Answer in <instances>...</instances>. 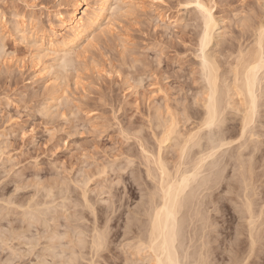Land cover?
I'll list each match as a JSON object with an SVG mask.
<instances>
[{
    "label": "rangeland",
    "instance_id": "374dc122",
    "mask_svg": "<svg viewBox=\"0 0 264 264\" xmlns=\"http://www.w3.org/2000/svg\"><path fill=\"white\" fill-rule=\"evenodd\" d=\"M111 1L112 4L116 3V0H111ZM166 2L170 4H176L178 2H186V0H166ZM235 2L243 3L244 0H235ZM247 2L252 3L253 0H247ZM255 2L258 3V0H255ZM28 3H30V0H0V15H7L11 18L14 14H18L22 17L28 16L30 19L32 14L35 13L40 20V27H44L45 29L49 30L50 27H52L56 22L54 15L58 12V10L63 11L65 9V6L69 4L67 0H47V4L54 5L55 7H46L44 9H28L26 7ZM85 4L94 5L95 0H85ZM59 5H63V7H60ZM110 15H112L111 10H110ZM215 15L217 16L219 27L216 32L215 41L210 45L209 50L212 52V54H214L215 57H217L216 58L217 62H220L218 64L219 65L221 64L220 72L223 75V72L224 73L229 72V71L227 72V70H229L231 67L229 66V62L231 63L232 61L235 62V58H236L235 55L237 54H234L233 56V52L235 50L239 51V49L242 50L241 48L246 46L248 48L249 47L252 48L254 44L253 40H255L253 39L255 38L253 35L256 33L242 32L240 28L236 27L235 22L233 20V17L236 15L235 8L218 9ZM194 17H195V13L191 9H181L180 11H175L171 8L168 9L157 8L155 11L149 10L147 13L144 14L143 18L141 19L142 28L131 30L130 42L127 48L121 45L120 37L118 36L115 39L104 40L103 54L97 52L95 49V44L99 43L102 39H104V37L101 35V31L100 32L97 31L96 35H94L95 41L91 39L93 41L91 44L90 41L87 43L84 42V45L82 43L83 46L80 45V47L72 53L73 55L72 57H70L71 55L67 57L69 58V61L67 58L63 60L62 55L58 56L56 54H49L46 57H39L38 47L35 46V44L33 45V43L31 44V42L29 43L28 40H24V41L21 40L20 37L17 35V31L15 32V30H17L18 27L21 28L22 26L17 27L16 23L14 24L15 26L12 25L9 28V35L7 37L0 36V39L2 40V43L4 45V51L0 55V152H1L0 153V187L2 186L0 188L1 191L0 193L3 194L0 197L1 201L4 200L3 198L4 196H6L5 198L6 200H10V197L13 198L12 195H14V198L12 200L16 202L19 201V203H21L20 201L21 199L22 200L24 199L23 201H27L28 198L32 197L30 195L36 196L38 192L39 193L42 192V194H38L39 196L41 195L40 199L38 195L36 197V199H38V202L41 203L43 201L42 197L44 198L45 196V193L43 194L44 191L42 190L46 188L47 190L49 188L53 192V194L55 193V196L58 193H60L58 194L61 195L60 200L57 201V199H59L58 195H57L58 197L57 196L53 197L56 198L57 204L63 201V199L61 200L62 196L67 198L70 195V198L68 199L72 200V201H68V204L65 201L62 202L66 204V207L65 205L64 207L67 209H62L64 208L62 207L63 204H59L58 206L54 204L56 205L55 206L56 209H58L57 207H59V210H57L58 212L55 211L56 210L55 208L53 211H51L52 209L50 210L51 213L49 211L50 214L48 219L52 217V219L54 218L53 220H55L56 223L58 222L56 224L55 221L53 223L52 219L48 220L49 221L48 223L51 224L50 225L47 223L48 227L51 226L49 227L50 229L47 228L49 233H47V229H46L47 225L44 228V226L41 223H38V225L41 224V226L35 225L37 223L35 224L33 223L34 225L33 226L31 223L30 226H32V228L30 229L29 228L30 226L26 225L27 224L26 220L29 221L28 218L26 217L25 219H23V223L24 221L26 223H24L20 227L22 221L21 217H24L22 212L23 210H19L17 213L16 211L18 210L16 209L17 206L14 207V209H12V207L14 206L13 205L11 209L13 210L14 214H12L13 212L9 208V211L11 212L9 211L8 212L11 213V215H13L12 218H10V215L9 216L7 215L8 218H10L9 220L6 219L7 216L6 218L4 217L1 219L7 221L13 220L14 222V223L12 222L13 225H11L12 224L11 221L9 222L10 225L12 226L11 229L13 230V233L14 230L18 231L17 233L19 234L20 237H21V232L22 231L24 232V235L22 234L21 239L15 240L19 238L18 236L17 237L15 236V234L17 233L12 234L14 235V237H11V235L9 236L10 231H8V229L11 230L9 228L10 226L8 225L7 221L1 220L3 222L2 224H0V226L1 225L3 226L2 232H4V228L5 230L7 229V231L9 232L8 233L7 231H5L3 233L4 235L2 234L4 237L5 235L6 237L8 236L6 240L4 239L3 240L6 243L8 238L10 239L13 238L15 240V241L13 239L8 240L10 242L13 240V242L10 244L12 245L11 247H13L14 245L16 248V249L13 248L14 249L13 253L14 251L17 253L18 251L25 250L26 246L29 243L25 245L24 243L28 242V240H31L29 242H32L33 239L39 238L41 243L43 244L45 243L47 245L46 242L48 241L46 240V238L44 240L41 239L43 238L41 234L45 232L44 230H46L45 235L42 234L44 236H48L49 234H51L50 231L56 232L57 230L58 232L59 230L58 232L60 233L59 236L61 237L62 235H64L67 236V238L65 240H62V237L61 238L59 237V241H57L58 243L56 242L57 246L59 248H61V246L63 247L65 246L64 250H66V248L72 249L73 246L70 245L72 244L70 242H72L71 239L73 237L71 236V234L74 236L73 240L77 242V238H79L78 237L79 235L76 237V234L80 233L81 230L80 227H82L83 231L86 229L87 231L85 232L86 233L89 232L86 234L87 236L86 235L85 236L90 238V234H91L90 230H92L91 229L92 226L96 224L98 228L100 227L99 229H105L106 223H108V218L111 217L109 218L110 224H108L110 226L109 227L110 231H107L108 232L107 236L108 235L110 236L107 242H109L110 244H106L110 246L106 247L105 249L108 251L104 250V253L102 251L104 257L102 256V253H101V257H103L104 259L101 258L100 260L102 261L100 260L99 261L102 262V264H128L127 261L130 260L131 261L130 264H133L132 262H134L136 259L135 264H149L148 263L149 261L147 259L148 255H146L145 253L142 254L141 252L142 254L141 256L138 254L140 257L137 256V254H136L137 257H130V253H129L130 249H128L130 247L126 245L128 243L125 241V239H127L126 234H128L129 231H130L129 234H132V236L128 235V239L130 240V237H133L134 235L133 232H135L136 229V226L134 225H139L140 222L139 223L135 222V224H133L131 220L132 219L133 221L135 220L134 218L137 217L135 213L139 212V209L142 207L140 204L147 201V198L146 199L143 198L146 197L148 193H150L149 191L152 190L153 183L152 185L150 184L151 180L150 179L148 180L147 174H146L147 179H145V172L147 171V169L145 170L146 160H142V158L144 159L145 157H148L149 155L146 156V154H149V152L150 154H152V152L153 151L155 152V149H157V144H156L157 142H155L153 131H155V128L158 129L157 126L160 119L157 118L156 121V116L159 118L163 117L164 120L166 117H168L167 115L170 113V111L172 114L174 113V116H176L177 119H179L177 122L180 123L178 129L179 131L181 129L180 131L181 134L183 132L186 133L187 131L190 132V129H192V127H194L197 124L196 122L200 121L199 116L201 115V113L199 112H201L202 109L201 107L198 106H201V103H195V101L197 102V100H200L199 98L197 99V97L199 94L200 96L202 95V93L200 92L205 91L204 86L206 85H204L205 82L203 81V79H201L202 76H200L201 71L199 70L200 68L199 59L197 58V56L199 55V51L197 52L199 47L198 42L200 41L199 37L201 35L200 32H202L201 30L202 28L198 30L196 27L192 25V20L194 19ZM118 18H119V13L117 14V19ZM127 27L128 25H125V28ZM23 29L27 30L28 32L30 31L31 33L29 35H32V32L36 33V29L33 30L30 25L28 28L23 27ZM105 35L107 37H112L113 32L108 31ZM218 35H220L221 38ZM216 43H220V45L219 44L216 45ZM247 47L243 49L248 50ZM236 51L235 53H237ZM230 55H232L233 57H231ZM5 59L7 60L6 63H5ZM67 61L71 63V65L69 64V66H67L66 65ZM52 64L53 66L55 65L56 66L51 70L52 71L51 76L48 74L49 77L48 76L45 77L44 73H40L42 67L50 66V65L52 66ZM62 65H66V67L64 66L65 69L58 70ZM54 70L55 72L58 71L59 80H57L58 79L57 78L55 81L57 74H55V77L52 76L54 75L53 74ZM104 71L109 72L108 77L102 76V73ZM225 75L226 74H224L223 76ZM228 75H226V77ZM49 78H51V81L47 82ZM157 89L162 90L164 94L160 95L157 92ZM52 91L56 92V94L53 93ZM50 92H52L53 95H51ZM74 111L76 113L75 115H73ZM84 112H89L95 115L85 116L83 115ZM229 112L230 109L227 111V113ZM263 112L264 111L262 110V113ZM159 114L161 116H158ZM229 114H227V116ZM65 115L69 117V120L67 122H65L62 119ZM227 116H226L227 119L230 116L229 118L230 120H227L226 122L228 124H231L232 115H229L228 117ZM196 119H198L199 121H197ZM117 122L119 124V127L117 126ZM151 122H154L152 124L155 125L153 126ZM234 122L236 123V119ZM33 127L35 128L34 132L32 131ZM153 127H154L153 131L150 130ZM69 128L72 129L71 133L68 132ZM120 128H123L125 131L130 130V135H133L135 138L131 141L126 142L121 136ZM93 129L100 131L102 135L99 137L92 135ZM25 131H28L29 133L27 138L24 137ZM159 131L161 130H158V132ZM158 132L156 133L158 134ZM137 133L138 136H136ZM202 133L205 134V132ZM204 134H201V136ZM227 137H230V135L229 136L227 135ZM142 138L144 139V141ZM63 140H67V143L66 144L63 143ZM139 140L140 142L142 140L143 144L146 143V146L148 147L146 148L145 145L144 147L143 144H140ZM206 141L207 139L205 138V141L202 140V143L203 142L205 143ZM206 143L205 145H207ZM45 145H47V147H45ZM140 145L142 148H140ZM172 146H168V149L166 148L167 150L165 149L166 151H164L165 152L164 158L166 159L168 157L169 159L167 158V160H170V163L167 161L170 168H172L173 165L172 161L176 162L177 159L176 161L174 160L176 157L179 156L178 155L179 149H176L175 148L176 146L174 148ZM263 147L264 145L261 147V149ZM143 149L147 150L148 153L143 154L145 152L143 151ZM225 150L226 149H224V151ZM230 150L228 151L229 154H231ZM175 151H178L177 154L175 153ZM262 151L264 150H261V152ZM86 153H87V157L85 155ZM194 153L195 150L193 149L190 156L194 155ZM229 154L225 156L222 155L223 158L221 157L218 158L227 160L230 157ZM259 154L261 155V153H258V157ZM261 156L263 159L264 156L263 155ZM259 158H260V160L258 159L259 161H256L257 159L256 158L253 160L252 163L254 164L253 170H256L257 168V170L259 171V172L255 171L256 175L254 174L253 171L252 174L253 176L251 178L256 179V180L251 179V182L253 184L249 181L251 185H253V187L248 182L246 184L247 186L249 184L252 187V189H250L251 187L249 188L250 191L254 189L253 192L249 193V195L251 194L250 198L252 200L254 199V201H256L257 198V201L254 202L255 205L254 208L256 207L257 211H259V209H261V207L263 206L262 204H264V198H263L264 197L263 194L264 193V177H263L264 160H262L261 157ZM230 159L231 158L228 159L227 161L228 163ZM223 160L221 161L223 162ZM226 160L225 163L221 162V166L224 168L228 167L227 168L228 170L225 169L227 172L225 170H224L225 172H223V174L225 175L227 174V175L226 176L224 175L223 178H221L222 183L220 182L218 184L219 188L215 187L217 190H214L215 188L213 189L215 194L212 192V195H214L215 199L217 198L216 202L219 204L218 207L220 206L219 199H222L220 207H222L223 204H227L226 206L230 207V210L228 211L223 207L221 209L220 207L219 208L215 207L217 206L214 205L215 201L213 203L214 205L213 207L216 208V212L218 211L219 215L215 212L214 210L215 208H210L211 210L213 209L215 212L214 213L211 211V214L213 215L216 214L214 215L216 217L215 218L216 220L214 219L215 221L213 220V222H214V227L218 228L215 229L217 230L216 232L218 234L216 233V236L215 234L213 235L216 238L217 235L219 237L217 238L218 241L215 240L216 238L214 236H213L214 239L212 237L210 238H212V240H215L214 243L216 244L214 245L212 243V245H214L215 248L216 246L218 247L216 250L219 249L221 251L219 252L220 253L219 255L218 254L219 250L217 251V253L215 250H213L215 251L214 253H216L218 256L221 257V259L220 257L218 259L213 258L214 261L216 259L218 260V262H216L217 260L215 261L216 264H228L229 261L226 260V257L228 258V256H226L229 253L228 251L231 250V258H232L234 257L233 255L236 253V251L238 252L239 250V254L236 253L234 258L237 259L240 253L243 254L244 252H246L247 254L246 250L245 251L242 250L250 247V245H247L250 243L248 237V229L246 230L248 226H246L247 224L246 220L244 221L243 219V217L245 218V216L243 215V213L245 214V212H243L244 209L241 210V208H243L245 204L244 201L245 189L243 190L244 193L242 190L236 189V188L243 189L241 188V186L244 187V184L243 185L241 184L243 181L241 175L239 176V174H237L238 169H236V172L233 171V169H235L236 167L238 168V164L234 163L233 161L232 162L230 161V163H233L231 167L230 163L229 165L226 164ZM261 160L263 161V164L261 163L262 162ZM130 161L133 162H131V165L130 164L128 165ZM257 162L261 163L262 167L260 164H257ZM234 164L235 165L237 164L236 167ZM221 166L219 163L218 167L222 168ZM233 166L235 168H233ZM141 171L142 174L139 175L140 174L139 172ZM233 173H236V175ZM88 174L91 176V178ZM86 175H88L91 180V182L87 183L89 187L86 186V188L88 187L90 189V190L86 189L90 191V193L89 192L87 193L88 195L87 198L91 200L92 203L94 202L93 203L94 205L93 204L91 205H93V208L96 209L95 217L97 219L96 218L94 219V217L90 214L91 209L83 208L81 205V203L83 204V201H81L82 199H80L82 197L81 193H83L81 192V190L82 191L84 190L82 188L84 186L83 183L84 182L86 183V181H84L83 183L82 181L85 179L87 180V178L84 179V177H87ZM254 175L256 177L258 175L259 176L256 178ZM140 176L143 177L141 178ZM235 176L240 180L239 186L237 183L238 180ZM246 178H248V175L246 176ZM136 179L142 184L139 183ZM226 180L227 181L229 180L230 182L233 180L234 183L233 182L228 183ZM79 182H81V185H83L82 187L79 186L80 184ZM144 182L146 186L143 185ZM226 183L228 185H226ZM18 184L22 185L19 188L22 187L25 188L23 190L19 189L17 186ZM68 184L69 187H67ZM37 185L38 187H36ZM65 185L69 190L66 187L64 188ZM142 185L143 187L145 186L146 189L145 187L143 188ZM254 185H256V187ZM15 186L17 189L15 188ZM221 186L222 187L225 186V187L222 188ZM140 187L143 188L144 194L142 189H140ZM37 188L39 189V191ZM147 188L149 191H147ZM65 189H67L68 192L70 193L68 196H65L66 195L65 193H68L66 192ZM14 190L15 191L20 190V191L17 193ZM145 191L148 193H146ZM257 191L259 194H257ZM61 192L64 193L65 195H62ZM217 192L218 194H216ZM8 193H10L11 195L9 194L10 195L9 196ZM254 193L256 197H254ZM228 194L230 196H228L227 198ZM223 195H225L226 197ZM237 196L238 197L240 196V198H238ZM7 197H9V199ZM75 197L77 198L75 199ZM223 197L224 199L225 198L227 199L223 200ZM15 198L17 200H14ZM53 198L51 200H53ZM228 199L230 200V202ZM49 200L50 199H48V201ZM109 201L113 205H111ZM242 201L244 204H240L242 203ZM233 202L235 204H233ZM2 203L3 202H1V204ZM3 205L4 203L0 205L2 206L1 207L2 210L4 209ZM238 205H241L242 207L239 208L240 206ZM94 206H96V208ZM53 207L54 206L52 205V208ZM5 208H7L6 204H5ZM20 211L22 212V216L21 213H19ZM65 211H67L69 215H66L67 212ZM131 211L134 213L135 217L134 216L131 217L132 216ZM5 212H7V210ZM111 212H113L114 214ZM240 213H242L241 216ZM75 214L76 217L79 215V218L82 214L83 217L85 218V221L87 220V222H83V219H81L79 220L81 222L80 224L79 221L78 222L76 221L78 217L76 218ZM217 215L219 216L218 218ZM55 218H57L58 221ZM66 218H68V221ZM19 219L21 220L20 222ZM73 219L75 220V222ZM128 219H130L131 223H129L130 221ZM72 220L74 223L72 222ZM104 220H106V222ZM144 220L145 219L142 218V221ZM95 221H97V223H95ZM127 221L129 224L134 226V228L133 226H131V230H128V232L126 230L128 228L130 229V225H128V228H126ZM70 222L72 223L71 226H69ZM75 223L76 224L78 223L80 225L77 224L78 225L77 227ZM103 223H105L104 228H102ZM215 223H217V225ZM56 225H58V227ZM82 225L85 227V229ZM85 225L87 226V228ZM108 225L106 226L107 230H108ZM239 225L242 226L240 227ZM25 227H27V229ZM55 227H57L56 230ZM73 227L77 228L78 230L80 228L79 232ZM88 227H90V229ZM237 228L240 229L238 230ZM241 228H244L245 230ZM25 229L26 230L29 229L31 233H28L30 231L28 230L27 232ZM137 229L139 230V226ZM227 230L230 231L228 232ZM54 232H52V234H55ZM65 232L67 234L69 232L71 233H69V235H66ZM236 232L237 233L239 232L238 235L239 234L240 235L238 236ZM245 232H247V234ZM38 235L41 237H39ZM30 236L31 237L34 236V237L31 239ZM259 238L260 239L264 238V233L261 236H259ZM128 239L127 241H129ZM260 239L258 240L259 244L262 243V240L260 241ZM22 240L24 242H22ZM55 240L58 239L56 238ZM61 240L63 241V243ZM212 240L210 239L209 241L212 242ZM247 240L249 243L247 242ZM59 242L61 243V245H59L60 244ZM0 244H1L0 264L2 263L9 264V261L15 258V257L11 258V256L12 255L15 256V254L9 252L11 250L9 248H7L8 250L7 249L4 250L3 248L4 245H2V241ZM123 244L125 247L127 246V248L125 249L126 251H128V253L124 251L125 249L123 250L121 248V245L124 248ZM218 244L222 246L219 247ZM259 244L257 242L258 247L256 248L257 245L255 246L256 249L254 251V256L251 257L252 259L250 258V260H248V264H253V261L255 262V264H260L262 257L260 251L261 244L260 245ZM238 245L241 246L238 247ZM66 246H70V247H66ZM242 246L244 249L241 248ZM58 247H57L58 255L63 254L59 256L62 257L66 256L68 257L67 259L72 258L69 257V255L71 256L73 254L71 252L73 251V249L72 250L68 249L71 253L66 250L67 252L65 254L63 253L65 251L62 248H61L62 253L59 252L60 250H58L59 249ZM210 247L212 251L213 247L211 246V244ZM236 247L237 249L238 248L240 249L236 250ZM1 248H3L4 251L1 250ZM131 251L134 250L131 249ZM222 252H224V254H221ZM131 256H135V251L131 252ZM257 256L259 258H257ZM142 257H145L146 259ZM223 257L224 259L222 261ZM105 258L108 259V261ZM132 258H134V260H131ZM255 259H257L259 262L256 263L257 260ZM4 260H6L7 263H5L6 261ZM232 263H234V261H232Z\"/></svg>",
    "mask_w": 264,
    "mask_h": 264
},
{
    "label": "bare ground",
    "instance_id": "6f19581e",
    "mask_svg": "<svg viewBox=\"0 0 264 264\" xmlns=\"http://www.w3.org/2000/svg\"><path fill=\"white\" fill-rule=\"evenodd\" d=\"M67 1L69 2V4L65 6V9L63 11L58 10V12L54 15V18L56 19V22H55V24L52 27H50L49 30L45 29L44 27H38L36 29V33L32 32V35H29L31 32L30 31L28 32L27 30H24L23 27H21V28L18 27V26H22V25H21V22L17 21L16 24H17L18 28H17V30H15V32L17 31V35L20 37L21 40H23V41L24 40H28L29 43L31 42V44L33 43V45L35 44V46L38 47V53H39L38 56L39 57H46L49 54H56L58 56L62 55L63 60L66 59L67 57H69L70 55H71L70 57H72L73 56L72 53L75 50H77L80 47V45L83 46L84 42L87 43L89 41H92L91 39H93L94 35H96V32L97 31L100 32L101 29L104 28L105 24H107V19L106 18L104 19V23H100V20H101V17L110 16V9H108L107 12L105 13V11L103 9L97 11V9L94 6L91 7V8L88 7V5L85 4V0H67ZM98 2L99 3H111L112 1L111 0H95V4L98 3ZM218 27H219V24H218V21H217L216 25L213 28V30L210 32V36H209V39H208V42H207V45H206V51L204 53H201V51H200V41L198 42L199 43V47H198L197 52L199 51V55L197 56V58L201 57V58H198L199 59V67H200L199 70L201 71V73L200 72L199 73L201 74L200 76H202L201 79H203V81L205 82V84H204V82H203V84L206 85V86H204L205 87V91L200 92V93H202V95L203 94L204 95L200 96V94H199L198 97H197V99L199 98L200 100L201 99L202 100L200 101V100L196 99L197 102L195 101V103H201V106H198V107H201V109H202V111L199 112V113H201V115L198 113L200 115V116L198 115L200 121L198 119H196L199 122H196L197 124L195 123L196 124L194 126L195 128L192 127V129L193 128L194 129L193 130L190 129V132H188L186 130L187 131V132L185 131L186 133H184L182 131L184 134L183 133L181 134L180 133L181 129H180V131L178 129L180 123L177 122L179 119H177V117L174 116V113L172 114L171 111L169 110L170 113L168 114V112H167V114H168L167 116L169 118L166 117L168 119L165 118L163 120V117L159 118V117L156 116V121H157V118L160 119V121L161 120L162 121H161V123L159 121L160 124L157 122L158 126L157 125L156 126L158 127V129L155 128V131L156 130H157L156 132H158V130H161V131H159L158 134H157L155 131H153L154 127L152 129H150V130L153 131V134H154L153 136H154L155 142H157L156 143L157 144V149H155V152L152 150L153 151L152 154H150V152H149V154H146V153H148V151L143 149V151H145L143 154H146V156L147 155H149V156L148 157L144 156L145 158L144 159L142 158V160H146L145 161L146 163L144 162L145 165H146V166L144 165L146 167L145 170L147 169V171L145 172V179H147V177H148V180L150 179L152 181V182L150 181V184L152 185V183H153V186H152V190L151 191H149L148 188H147V191H149L150 193L145 191L146 193H148V195L146 194L147 196L144 197L143 199L147 198V201L143 202L144 204L140 202L141 203L140 205L142 207L139 209V212L136 211L137 213H135V215L137 217L134 218L135 220L134 221H133V219L131 220L133 224H135V222H138V223L140 222V223H139V225H134V226H136V229L139 226V230L135 229V232H133V230H132L134 235H133V237H130V240L128 239V235L132 236V234H129L130 231L128 232V230H131V226H133V225L129 224V223H131L130 219H128L130 222L128 223V221H127V223H126V225H127L126 228H128V225H130V229L128 228L126 230L128 232V234H126L127 235V239L130 241V243H129V241H127V239H125V241L128 243V244H126V243L125 244L128 245V247H130V248H128V249H130V251H129L130 257H137L139 255L141 256L142 254L145 253L146 255H148L147 256L148 261L154 260V255L151 252H143L141 254L140 251H137V253H136L135 249L139 248L141 245L152 244L153 242H155L157 251L161 252V253H163V251L165 249V246L167 245V249H168L169 253L173 257L177 258L180 261V264H216V262H218L217 259L220 256H218L216 253H217V251L219 249L216 250L218 247L216 246V248H215V246H214L216 244V243H214L215 240H217V238H219L218 235H217V238L215 237L216 233H217L216 232L217 230H215V229H218V228L214 227V222H213V220L216 218L214 215H216V214H214V215L211 214V211L214 212V210H215V212H216V208L215 207H218L219 204L216 202L217 198L215 199L214 195H212V192L214 193V190H217L216 188H219L218 184L220 182L222 183L221 178H223V176L225 175V174H223V172H225L226 171L225 169H227L228 167L224 168V167L221 166V162H222L221 160H223L221 158H223L222 155H224V156L228 155L229 154L228 151L230 149H231L230 150L231 154H229L230 157L229 156H226V157L231 158L230 159L231 162L233 161L234 163L238 164V168L236 167L237 164L236 165L234 164L236 168L233 166V168H235V169H233V168L232 169L235 172H236V169H238L239 172L237 171V174H239V176L241 175L242 181H243L241 184L242 185L244 184V187H245L244 188V187L241 186V188H243V189H240V188H236V189H239V190H242V191L245 189L244 190L245 193L243 191L244 196H245V197L243 196L245 204L243 203V201H242V203H240V204H244V207L241 208L242 207L241 205H238V206H240L239 208H241V210L244 209L243 212H245V214L243 212L242 213L245 216V218L243 217V219H244V221L246 220V223H247L246 226H248V228H246V227L245 228H246V230L248 229V237H249V242L250 243L247 240V242L249 243L247 245H250V247L247 246L249 248V250H248V248L244 249L243 248L244 244H243V246L241 248H243L244 250H242V251L246 250L247 254H246V252H244L243 254L240 253L239 256L236 255V256H238V258L236 257L237 259H234L235 258V254L236 253L239 254V250L238 249H240V248L237 249V247H236V250H238V252L236 251V253L233 255L234 256V257H232L233 260L231 258V250L230 251L227 250L229 252L228 255H226V256H228V258L226 257V260L229 261V262L227 261L228 264H234V263H232V261H234V262H237V261L243 262L244 260H247V261L250 260V258L252 256H254L255 249L258 247L257 242L259 244V241H258L260 239L259 236H261L264 233V210H263L264 204H262L263 206L261 207V209H259V211H257L256 210L257 208L256 207L254 208V206H255L254 202L257 201V198H256V201H254V199L252 200L250 198L251 194L249 195V193L253 192V190H254V189L252 191L249 190V188L251 186L253 187V185H251V183H252L251 182V179H252L251 177L253 176L252 175L253 171H254V174H255V171H258L257 168H256V170H253V167H254L253 166L254 164H252L253 160L257 158L256 161H259L260 160L259 157H261V159H262L261 155L264 156V151L261 152V150H264L263 149L264 147L261 149V147L264 145V140L262 139V138H264V132H263L264 131V120H263L264 119V115H263L264 112L262 113L261 106H260V103H259V94H260V90H261V80L259 78L257 79V81L255 83V89H256V92H257V96H258L257 113H256L255 121L250 123L247 132H245V130H244V128H245V119H246V114H247V108H246L247 100L246 99L242 100V94H245L247 92V76H246L247 68L251 67L252 64L256 62V54L259 52V37H258V34H254L253 35L255 37L253 39H255V40H253L254 44H253L252 48L249 47L251 49H249L246 46L248 48V50H244L246 47H243V45H242V47L244 49L241 48L242 50H240L238 48L239 51L235 50L237 53H235V51L233 52V56H234V54H237V55H235V57H236L235 58V62L234 61H232V63L229 62V66H231V67H230V69L228 68L229 69V70H227V72L229 71L228 73H224L222 71L223 75L224 74H226V75L229 74L228 75L229 77L228 76L226 77V75L223 76L222 73L220 72L221 71V68H220L221 64L220 65L218 64L220 62H217V59H216L217 57H215L214 54H212V52L209 50L210 45L215 41L216 32L218 30ZM109 31H112V30L110 29ZM200 33H201V35H200L199 38L202 37L203 31L200 32ZM218 36L221 38L220 35H218ZM82 43H83V45H82ZM217 44L220 45V43H216V45ZM3 51H4V45L2 43V40L0 39V55L3 53ZM242 52L244 53L243 57L241 56ZM230 56L233 57L232 55H230ZM202 57H207L208 58L207 66H205L204 59ZM67 59L69 61V58H67ZM5 61H7V60L5 59ZM68 61H67L68 64L66 63L67 66H69V64L71 65V63H69ZM66 65H62L60 67V69H58V70L65 69ZM55 66H53V64H52V66L50 65V66L42 67V69L40 70V73H44L45 77L46 76L49 77V75L51 76V73H52L51 70ZM237 68H239V83L237 82V72H236ZM54 72H55V70L53 71L54 75H52V76L55 77V74H57V76L55 78V81H56V79L58 78V71H56L55 73ZM59 73H61V72H59ZM62 78H60V79H62ZM57 80H59V78ZM49 81H51V78H49L47 80V82H49ZM52 92H50L51 95H53V93L56 94V92H53V93ZM199 96L202 97V98H200ZM209 97H212V99L209 100ZM198 105H200V104H198ZM229 109H230V112H229L230 114L227 113V111ZM227 114L232 115L231 116L232 117L231 118V124H228L226 122L227 120H230L229 119L230 116L228 115L229 116L228 117ZM158 116H161V115L159 114ZM226 116L228 117V119L226 118ZM196 117H197V115H196ZM235 119H236V123L234 122ZM213 120L219 121V126L205 127V123L206 122H210V121H213ZM152 121H154V120H152ZM152 123H154V122H151V124ZM202 132H205V134L202 133ZM201 134H204V135L201 136ZM227 135L228 136L230 135V137H227ZM138 138H140V137H138ZM205 138L207 139V141H206L207 143L205 142L207 145H205L204 142H203L204 144L202 143V140L205 141ZM229 138H231V139H229ZM143 141H144V139H143ZM141 142H142V140H141ZM141 142L139 140V143L143 144V142L142 143ZM161 143H163V151H161ZM144 145L146 146V143H144L143 146ZM168 146H172L173 148L176 146L175 148L179 149V153H178V155H179L178 157L179 158L178 157H176V158L174 157L175 160L174 159L173 160L176 161V159H177V161L176 162L172 161V163H173L172 168L169 167L168 162L170 163V160H167L168 157L166 159L164 158V155H165L164 151H166L168 149ZM147 147L148 146H146V148ZM172 147H170V148H172ZM140 148H142L141 145H140ZM193 149L195 150V153H194V155L190 156V154L192 153ZM224 149H226V150L224 151ZM177 152L178 151H175L176 154H177ZM258 153H261V155L259 154V157H258ZM142 157H143V155H142ZM218 157H221V158H218ZM226 157H224V158H226ZM228 159L227 160L224 159L223 162L225 163V160H226V164L229 165L230 161L228 163L227 162ZM262 160H264V157H263ZM256 161H255V163H256ZM131 162H133V161H130V163H128V165L129 164L131 165ZM161 162L164 165L163 169H161V167H160ZM219 163H220V166L222 168L218 167ZM261 163L263 164V161ZM261 163L257 162V164H260V165H261ZM230 164H231L230 166L232 167L233 163H230ZM170 166H171V164H170ZM261 167H262V165H261ZM112 168H114V167H112ZM122 170H124V169H122ZM261 170H262V168H261ZM139 173H140L139 175H141L142 171L139 172ZM146 174H147V177H146ZM233 174L236 175V173H233ZM88 175H86L87 177H84V179L87 178V180L85 179V180L82 181V183L84 181H86V183L85 182L83 183L85 188H84L83 185H81V182H79L80 183L79 186L80 187L83 186L82 188L84 189L83 191L81 190V192H83V193H81L82 197L80 199H82L81 201H83V204L81 203L82 207L83 208H87V209H91V211L90 210H87V211H90V214L95 219L96 218L95 217L96 216V214H95L96 213V209L93 208V205H94L93 203L94 202L92 203L91 200H89L87 198L88 197L87 193L88 192L90 193V191L86 190V189H89L88 188L89 185H87V183L91 182V180H90L91 176L89 175L90 176V178H89ZM247 175H248V178H250V179L246 178ZM263 175H264V173H263ZM137 177H138V175H137ZM232 179H234V178H232ZM254 179H252V180H254ZM237 180H238L237 183H238V186H239L240 180L238 178H237ZM137 181H136V183H137ZM140 181H141V179H140ZM144 181H146V180H144ZM234 181H236V180H234ZM19 182H17V183H19ZM227 182L229 183L230 181L228 180ZM231 182H233V180ZM247 182L251 186L249 184L247 186L246 185ZM14 183H15V181H14ZM139 183H141V182H139ZM77 184H78V181H77ZM143 185L146 186L145 182H144ZM143 185H142V187H143ZM226 185H228V184L226 183ZM256 185H254V186L256 187ZM17 186L19 188L22 185L18 184ZM86 186H88V187L86 188ZM258 186H259V184H258ZM36 187H38V185ZM65 187H66V185L64 186V188ZM67 187H69V184H68ZM223 187H225V186H223ZM252 187L250 189H252ZM15 188H16V186H15ZM24 188L25 187H22V188H19V189L23 190ZM82 188H80V189H82ZM143 188L140 187V189H142V191H143ZM67 189H65L66 192H68V190H69V189L68 190ZM145 189H146V187H145ZM234 189H232V190H234ZM1 190H3V189H1ZM65 190H64V193H65ZM19 191H15V192L18 193ZM38 191H39V189H38ZM42 191H44L43 194L45 193V196H44V198L42 197L43 201L41 203L38 202V199H36V197H37L38 194H42V192L41 193L38 192V194H36V196L30 195L32 197L28 198L27 201H23L24 199L23 200L21 199L20 200L21 203H19V201H17L18 202L17 203L16 201L12 200L14 198V195H12L13 198L10 197V200H6L5 199L6 196L3 197L4 200H2V201H1V198H0V201L4 203V205H3L4 209L3 210L1 208L2 206H0V208H1L0 209V224L3 223L2 221H7L10 218H12L13 215H11V213H9V212H11V211H9V208H10V210H12V209H14V207L17 206L16 209H18V210L15 209L17 211V213H18L19 210H23L22 212H23V215H24V217H21L22 221L19 219V222L21 221L20 227L24 223L27 222V224H26L27 226L28 225L30 226L31 223H32V225H33V223L34 224L37 223L35 225H38V223H41L44 226V228H45V226L49 222L48 220L52 219V217H50L49 219H48V217H49V214L51 213V211L54 210L55 206L56 205L58 206L59 204H63L62 207H64V205L66 207V204H64L62 202L65 201L68 204V201H72L71 199L70 200L68 199V198H70V195H69L70 193L69 192L65 193L66 194L65 195L64 193H62L63 192L62 191L61 192L62 195H65V196L69 195V197L66 198V197L62 196V197H64V198L61 197V200L63 199V201L60 202L59 204H57V201L60 200V196L61 195H58L60 193L57 194L59 196V199H57V201H56V198H53L55 196V193L53 194V192L49 188H48V190L46 188V189H44ZM258 191H257V194H259ZM2 192H4V191H2ZM4 193H6V192H4ZM229 193H230V191H229ZM233 193H234V191H233ZM9 194L10 193H8V195ZM143 194H144V191H143ZM177 194H179V197H180V200H179L178 204H177V201H176ZM216 194H218V192ZM1 195H3V194L0 193V197H1ZM231 195H232V193H231ZM238 195H240V194H238ZM223 196H225V195H223ZM228 196H230V195L228 194L227 198H228ZM40 197H41V195L39 196V199H40ZM85 197H86V199H85ZM254 197H256L255 193H254ZM7 198L9 199V197H7ZM52 198H53V200H51ZM76 198L77 197H75V199ZM227 198H225V199H227ZM238 198H240V196ZM259 198H261V197H259ZM48 199H50V200L48 201ZM225 199L223 197V200H225ZM14 200H17V199L15 198ZM219 200H220V206H221V200L222 199H219ZM230 200H231V198H230ZM230 200H229V202H230ZM39 201H41V200H39ZM214 201H215V203H214ZM239 201H240V199H239ZM1 202H0V205L3 204V203L1 204ZM22 202H24V203H22ZM69 203H71V202H69ZM109 203H110V201H109ZM111 203H112V200H111ZM113 203H115V202H113ZM213 203H214V205H217V206L213 207L214 206ZM5 204H6L7 208H5ZM54 204H56V205H54ZM91 204H93V205H91ZM222 204H223V201H222ZM233 204H235V203L233 202ZM52 205L54 206L53 208H52ZM95 205H96V203H95ZM111 205H113V204H111ZM226 205L227 204H223L222 207L229 211L230 207H228ZM11 207H12V209H11ZM60 207H61V205H60ZM65 207L62 208V209H67ZM94 207L96 208V206H94ZM222 207H220V209ZM235 207H236V205H235ZM57 208L58 209L55 208L56 209L55 211L59 210V207H57ZM114 208H115V206H114ZM210 208H215V209L211 210ZM239 208H238V210H239ZM258 208H259V206H258ZM5 209L7 210V212H5L6 211ZM93 209L95 210V212H93ZM225 209H223V210H225ZM49 211H50V213H49ZM85 211H86V209H85ZM12 212H13V210H12ZM22 212L21 211L19 212V213H21V216H22ZM65 212H67V211H65ZM83 212H82V214H83ZM67 213H66V215H69V213L68 214ZM71 213H72V211H71ZM102 213H105V212H102ZM111 213H113V212H111ZM131 213H132L131 217H133L134 213L132 211H131ZM216 213L218 214V211ZM223 213H225V212H223ZM242 213H240V216H241ZM12 214H14V212ZM56 214H58V213H56ZM82 214H81L80 218H79V215L77 216L78 217L77 218L76 214H75V217L77 218V219L76 218L75 219H76L77 222L79 220H81V219H83V222H87V220L85 221V218L83 217ZM97 214H98V212H97ZM230 214H231V212H230ZM7 215L8 216L10 215V218H8ZM218 215H217V218L219 217ZM6 216H7V218H6ZM170 216L172 217L171 219H170ZM4 217L7 220H2L1 219V218H4ZM25 217L28 218L29 221L26 220V222L24 221V223H23V219H25ZM141 217L143 219H145L144 220L145 222L142 221ZM68 218H66L67 221H68ZM109 218H111V217H109ZM109 218H108V223H106V226L108 224H110L109 223ZM128 218H129V215H128ZM55 219L57 220V218H55ZM103 219H104V217H103ZM73 220H72V222H73ZM106 220H107V218H106ZM106 220H104V221L106 222ZM10 221H11V223L13 222V220H10ZM10 221H7V223L10 226L9 228L11 229L12 228L11 225H13L14 222L10 225V223H9ZM54 221L55 220H53V223H54ZM28 222H30V223H28ZM74 222H75V220H74ZM110 222H111V220H110ZM55 223H56V221H55ZM95 223H97V221H95ZM217 223H215V224L217 225ZM41 224H39V225L41 226ZM48 224H50V223H48ZM71 224L72 223L70 222L69 226H71ZM77 224L75 223V225H77ZM80 224H81V222H80ZM80 224H78V225H80ZM85 224H87V223H85ZM100 224H101V222H100ZM140 224H141V226H140ZM78 225H77V227H78ZM104 225H105V223H103L102 228H104ZM227 225H229V224H227ZM56 226L58 227V225H56ZM106 226H105V228H106ZM134 226H133V228H134ZM239 226L241 227L242 225H239ZM0 227H1L0 228V243L2 241V245H4L6 243L4 241V240H6L5 239L6 235L4 237L3 233L5 231H7V229L5 230V228H4V232H2L3 231V226L1 225ZM35 227H33V228H35ZM49 227H51V226H49ZM49 227L47 225L46 229L49 228ZM57 227H55V230L57 229ZM66 227H67V225H66ZM109 227L110 226L108 225V231H110ZM25 228L27 229V227H25ZM29 228L31 229L32 226H30ZM73 228L78 230L75 227H73ZM80 228H81V230H80ZM80 228H79L80 233H77L75 231L77 233L76 237L79 235L78 236L79 238H77V242L75 240H73L74 236L71 234V236L73 238L71 239L72 242H70V243H72V244H70V243L69 244L73 246L72 249H73L74 252L71 251L73 253L72 255H74L76 258L80 259L81 261H90V260L99 261L101 258L104 257L103 256L104 251H103V253L100 252V253H98L95 256L93 255V247H92L93 243H94V239L93 238H94L95 234L98 231L99 232H104L105 229H99L100 227L98 228V226H96V224H94L92 226V228H91L92 230H90L91 234H90V238H89V237H86L87 236L86 234L89 233V232H87V233L85 232V231H87L85 229V227H84V229H85L84 231L82 230V227H80ZM86 228H87V226H86ZM88 228L90 229V227H88ZM20 229H22V228H20ZM230 229H231V227H230ZM237 229L239 230L240 228H237ZM241 229L245 230L244 228H241ZM28 230H26V231L28 232ZM79 230H78V232H79ZM8 231H10L9 236L11 235V237H14V235H12V234L18 232L16 230H14V233H13L12 229L11 230L8 229ZM11 231H12V233H11ZM44 231L46 232V230H44ZM227 231L229 232L230 230H227ZM240 231H242V230H240ZM22 232H21V237L19 236L18 233H17L18 235L15 234L16 237L17 236L19 237L18 239H15V240H19V239L22 238V234L24 235V232L23 233ZM45 232L42 233V234L45 235ZM52 232H54V231H52ZM52 232L50 231L51 234H52ZM56 232H57V230H56ZM56 232H54V233L58 234V235L49 234L51 236H49V235L48 236H44L41 233L40 234L43 237L41 239L44 240L46 238V240L49 242V243L46 242L47 245L50 246L53 250H55L56 251V255H58V252H57V247H58L57 243L58 242L57 241H59L60 233H58L59 230H58L57 233ZM71 232H69V233H71ZM223 232H224V230H223ZM28 233H31V231L28 232ZM47 233H49L48 229H47ZM47 233H46V235H47ZM69 233L67 234L65 232L66 235H69ZM238 233H237V235H238ZM245 233L247 234V232H245ZM213 234H215V236ZM41 236H39V237H41ZM71 236H70V238H71ZM88 236H89V234H88ZM108 236L106 238V244H110L109 242H107L108 238H110V236L109 237ZM213 236L216 238L215 240H212ZM224 236H225V234H224ZM2 237H4V238H2ZM24 237H26V236H24ZM24 237H23V239H24ZM33 237L30 236L31 239ZM37 237H35V238H37ZM55 237L58 240H55L56 239ZM61 237H65V236L62 235ZM81 237H83V239H84V246L83 247L79 246V241H80ZM210 237H212V238H210ZM30 238H28V239H30ZM9 239L10 238H8V240ZM11 239H13V238H11ZM210 239L212 240V242L209 241ZM8 240H7V243L9 244L8 248L12 250V251L10 250L9 252L13 253V250L16 249V248H15L14 245H13V247H11L12 245H10V244L13 242L14 239L11 242L8 241ZM37 240L40 241L39 238ZM62 240H65V239H62ZM261 240L262 239H260V241ZM29 241H31V240H28V242L24 243V245L28 244V243H31ZM132 241H133V243H132ZM238 241H239V238H238ZM22 242H24V241L22 240ZM22 242H20V243H22ZM253 242H255V246L256 245L257 246L254 249V251H252L251 257H249L248 253L253 248ZM55 243H56V245H55ZM62 243H63V241H62ZM123 243H124V241H123ZM212 243L214 245H212ZM241 243H242V241H241ZM210 244H211V246L213 248H215V249L212 248V251H211ZM59 245H61V243ZM64 245H65V243H64ZM108 246H110V245H106V247H108ZM123 246H124V244H123ZM218 246L220 247L222 245L218 244ZM229 246H230V244H229ZM240 246L238 245V247H240ZM0 247H1V244H0ZM66 247H70V246H66ZM227 247H228V245H227ZM3 248H4V250H6L4 246H3ZM3 248H1V250H3ZM61 248L64 250L65 246L64 247L61 246ZM61 248L58 249V250H60L59 252H61V250H62ZM121 248L124 250L125 248H127V246L126 247L124 246V248H123L122 245H121ZM68 249L69 248H66L67 251L72 250V249H69V250ZM131 249H133L135 251V256H131V252H134V251H131ZM66 250H64L65 252H63V253L66 254V252H67ZM213 250H215L216 253H214L215 251H213ZM105 251H108V250H105ZM124 251H126V249ZM225 251H226V249H225ZM257 251H259V250H257ZM260 251H261V249H260ZM126 252L128 253V251H126ZM219 252H221V251L220 250L218 251V254L220 255ZM15 253L16 252L14 251L13 254H15ZM101 253H102L103 257H101ZM136 254H137V256H136ZM221 254H224V252H222ZM59 255H63V254H59ZM72 255L71 256L69 255V257L73 258L74 256H72ZM12 257H15V256L12 255L11 258ZM64 258H68V257L65 256ZM72 258H70V259H72ZM127 258H129V257H127ZM142 258H145V257H142ZM213 258L214 259L217 258L216 259L217 261L215 260L216 261L215 262ZM257 258H259V257L257 256ZM54 259H55V257H54ZM220 259H221V257H220ZM223 259H224V257L222 258V261H223ZM106 260L108 261V259H106ZM131 260H134V258H132ZM255 260H257V259H255ZM4 261H6V260H4ZM100 261H102V260H100ZM129 261H127L128 264L131 263V261L130 262ZM135 261H136V259H135ZM146 262H147V260H146ZM258 262L259 261L257 260L256 263H258ZM5 263H7V261Z\"/></svg>",
    "mask_w": 264,
    "mask_h": 264
},
{
    "label": "snow or ice",
    "instance_id": "6c2138e0",
    "mask_svg": "<svg viewBox=\"0 0 264 264\" xmlns=\"http://www.w3.org/2000/svg\"><path fill=\"white\" fill-rule=\"evenodd\" d=\"M59 6L63 7V5ZM93 6L97 9V11L103 9L106 13L107 10L110 9L112 13L110 16L101 17L100 20V23H104V19H107V24H105L104 28L101 29V35L104 37V39L95 44L96 51L100 52L101 54H103L104 51V40L115 39L118 36L120 37L121 45L127 48L130 42L131 30L141 29V19L143 18L144 14L149 10L155 11L157 8H171L175 11H180L181 9L193 10L195 17L192 20V25L198 30L202 28L203 35L200 38V51L201 53H204L206 51V45L210 36V32L213 30L217 22V16L215 15L217 10L221 8H235L236 15L233 17V20L236 27L240 28L242 32L256 33L259 37V52L256 54V62L253 63L251 67L247 68V92L242 94V100H247V114L244 128L245 132L248 131L250 123L255 121L257 113L258 96L255 89V83L258 78L261 80L259 103L261 109L264 110V0H258V3L255 2V0H253L252 3H248L247 0H244L243 3H236L235 0H186V2H178L176 4L167 3L166 0H116L115 4L98 2L95 5H88L90 8ZM26 7L28 9H44L46 7L55 6L47 4V0H30V3H28ZM118 13L119 18L117 19ZM17 21L21 22L22 27L24 28H28L29 25L33 30L40 27V20L35 13L32 14L30 19L28 16L22 17L18 14H14L11 18L7 15H0V36L7 37L9 35V28L17 23ZM125 25H128V27L125 28ZM110 29L112 30L113 35L112 37H107L105 34ZM93 41H95V37H93ZM93 41H90V44ZM241 56H244L243 52L241 53ZM202 58L204 59L205 66H207L208 58ZM236 72L237 82L239 83V68L236 69ZM102 76L108 77L109 72L104 71ZM157 92L160 95L164 94L160 89H157ZM211 99L212 97H209V100ZM75 114L76 113L74 111L73 115ZM83 115L88 116L95 114L84 112ZM62 119L67 122L69 117L65 115ZM117 126L119 127L118 122ZM214 126H219V121L213 120L205 123V127ZM32 131H35L34 127L32 128ZM71 131L72 129L69 128L68 132L71 133ZM120 133L126 142L135 138L133 135H130V130L125 131L123 128H120ZM28 135V131H25L24 137L27 138ZM92 135L99 137L102 135V133L96 129H93ZM136 136H138V133ZM63 143L66 144L67 140H63ZM45 147H47V145H45ZM161 151H163V143H161ZM85 155L87 157V153ZM160 167L161 169L164 167L162 162ZM179 200L180 197L179 194H177V204L179 203ZM93 212H95L94 209ZM171 218L172 217L170 216V219ZM107 231L108 230L105 228L104 232L98 231L95 234L93 238L94 243L92 246L94 256L106 249ZM66 238L67 236L62 237V239ZM5 239H7V237ZM79 246H84L83 237H81L79 241ZM4 247L7 249L8 244L5 243ZM254 249L255 242H253L252 250H250L248 253L249 257H251L252 251H254ZM135 251H140L142 253L151 252L154 255V260L149 261V264H180V261L169 253L167 245L165 246L163 253L157 251L155 242L152 244L141 245L139 248L135 249ZM15 257L16 258L9 261V264H102V262L95 260L82 262L75 256L72 259L57 256L55 250L46 244H42L37 239H34L31 243H29L25 250L15 253ZM261 257L260 264H264V238H262L261 243ZM133 264H135V262H133ZM234 264H248V261H237L234 262ZM253 264H255L254 261Z\"/></svg>",
    "mask_w": 264,
    "mask_h": 264
}]
</instances>
